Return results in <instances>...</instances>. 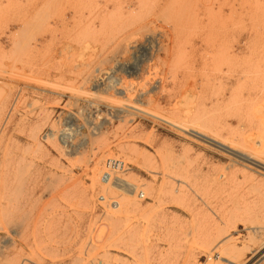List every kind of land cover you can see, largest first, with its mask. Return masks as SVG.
<instances>
[{"label":"rangeland","instance_id":"obj_1","mask_svg":"<svg viewBox=\"0 0 264 264\" xmlns=\"http://www.w3.org/2000/svg\"><path fill=\"white\" fill-rule=\"evenodd\" d=\"M234 4L0 0V264H264V71L185 51Z\"/></svg>","mask_w":264,"mask_h":264},{"label":"crops","instance_id":"obj_2","mask_svg":"<svg viewBox=\"0 0 264 264\" xmlns=\"http://www.w3.org/2000/svg\"><path fill=\"white\" fill-rule=\"evenodd\" d=\"M239 8L248 28V32L238 35L231 30L227 32L219 31L194 32L193 46L186 48V52H191L194 56L214 55L224 46L228 45L231 58L232 75L234 83L246 72L260 70L264 71V28L251 31L253 22L264 23V0H193V17L184 18L183 23H192L204 28L206 25L230 24L232 4ZM239 16L235 17V20ZM234 21V20H233ZM211 29V26L208 27ZM184 40L186 37L183 38ZM246 96L248 93L245 94Z\"/></svg>","mask_w":264,"mask_h":264},{"label":"bare ground","instance_id":"obj_3","mask_svg":"<svg viewBox=\"0 0 264 264\" xmlns=\"http://www.w3.org/2000/svg\"><path fill=\"white\" fill-rule=\"evenodd\" d=\"M194 134H196V133H194ZM195 137V136H194ZM197 138V137H196ZM199 139H201L200 137H199ZM220 143V142H219ZM219 147V146H218ZM226 147H227V145H226ZM228 148V147H227ZM226 148V149H227ZM231 148L229 147V150H230ZM228 150V149H227ZM232 150V149H231ZM234 151V150H233ZM227 152H229V151H227ZM231 152V151H230ZM229 152V153H230ZM234 153V152H233ZM240 155V154H239ZM246 160V159H245ZM248 162V161H247ZM257 162V161H256ZM255 163V162H254ZM258 163V162H257ZM109 167H111V168H113L112 170H110V169H108L109 170V172H107V173H105V175L103 176V181L105 182V184H107V183H110L111 181H112V178H113V174H115L116 172H120V171H122V169L124 168V163H120L118 160H111L109 163ZM258 165V164H257ZM263 165V164H262ZM263 168V167H262ZM96 177V176H95ZM116 177H117V175H116ZM113 185L116 187V189L118 188V190L120 191H124V193H129V194H134V192L136 193V191H137V188L133 185V184H131V183H129L128 181H126V180H124V179H121V178H116L114 181H113ZM113 186V187H114ZM140 199L141 198H144L145 197V193H143V194H141L140 193ZM138 196V197H139ZM106 200V198L105 197H103V202ZM117 206L119 207V202H118V204H117ZM220 256L219 257H217L215 260H220ZM222 261V260H221ZM224 262H226L227 264H234V262L235 261H232V259L231 260H224ZM219 263V262H218ZM225 263V264H226ZM224 264V263H223Z\"/></svg>","mask_w":264,"mask_h":264},{"label":"built area","instance_id":"obj_4","mask_svg":"<svg viewBox=\"0 0 264 264\" xmlns=\"http://www.w3.org/2000/svg\"><path fill=\"white\" fill-rule=\"evenodd\" d=\"M110 161H111V160H110ZM119 162H120V161H119ZM120 163H122V162H120ZM107 168L110 169V170L113 169V168L109 167V164L107 165ZM108 169H107V170H108Z\"/></svg>","mask_w":264,"mask_h":264}]
</instances>
